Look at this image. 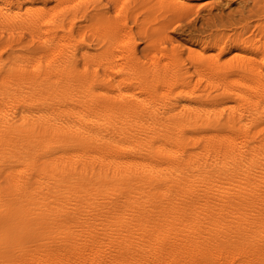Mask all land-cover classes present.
Listing matches in <instances>:
<instances>
[{
  "label": "bare ground",
  "instance_id": "bare-ground-1",
  "mask_svg": "<svg viewBox=\"0 0 264 264\" xmlns=\"http://www.w3.org/2000/svg\"><path fill=\"white\" fill-rule=\"evenodd\" d=\"M129 1L127 3H129ZM48 2H50V1L48 0ZM104 2H103V4H104ZM260 2H262V1L261 0H254V7H253L254 9L250 8V11L252 12L251 9H253L256 13L258 11L264 12V4L259 5ZM83 3H85V2H83ZM96 3H97V0H96ZM193 3L188 1V0H138V5H140L142 7L146 6V7L150 8L152 6V7L159 8L160 10L161 9L166 10L163 13L162 19H164L166 21L169 20V21H167L168 23L165 21L166 24L162 23L163 24L162 26L160 25L162 28H165V29L167 26L172 25L174 21L183 20L184 18H186L187 16L192 14L194 12L192 7L195 4V3L194 4ZM22 4L23 3H21V5ZM108 4H111V3H108ZM92 5H93V3H92ZM100 5H101V3H100ZM22 6H24V4ZM47 6L48 5H46V7ZM105 6H108V5L105 4ZM110 6H112V5H110ZM15 7H18V6H15ZM84 7H85V5H84ZM196 8H195V10H196ZM105 9H106V7H105ZM123 9H124L123 11H125V8H123ZM100 10H101V8H100ZM120 10L122 12V9H120ZM140 10H142V9H140ZM148 10H146V11H148ZM79 11H77V12H79ZM82 11H83V9H82ZM68 12H69V10H68ZM88 12H89V10H88ZM92 12H94V11L92 10ZM115 12H116V10H115ZM241 12H242V10H240V14H241ZM107 13H109V12H107ZM56 14H58V13L56 12ZM69 14L72 15V12ZM252 14H253V12H252ZM17 15H19V14H17ZM135 15H137V14H135ZM109 16H110V14H109ZM113 16H115V15H113ZM62 17H64V15ZM122 17L123 18L121 21V25H122L121 29L124 28V30H125V25L127 24L130 17L127 14L122 15ZM220 17H218V18H220ZM256 17L258 18V16H256ZM89 18H87V19H89ZM132 18H133V16H132ZM189 18H190V16H189ZM195 18H196V16H195ZM156 19H158V17ZM187 19H188V17H187ZM243 19L244 18H242V20ZM59 20L60 19H58L56 21H59ZM132 20H134V19H132ZM68 21H69V19H68ZM73 21H74V18H73ZM107 21H109V20H107ZM139 21L141 22V20H139ZM219 21H220V19H219ZM222 21H223V19H222ZM153 22H154V20H153ZM228 23H230V22H228ZM84 24H86V23H84ZM147 24L148 23H146V25ZM68 25H70V24H68ZM71 25H72V23H71ZM146 25H145V27H146ZM238 25L239 24H237V26ZM94 26L96 27V24ZM98 26H99V24H98ZM108 26H110V25H108ZM150 26H152V24ZM57 27L59 29L60 26H57ZM128 27H130V25ZM217 27H219V26H217ZM34 28H35V26H34ZM79 28H82V27H79ZM104 28H102V29H104ZM107 28H109V27L106 26V29ZM254 28H256V27L254 26L252 30H254ZM60 29H62V28H60ZM72 29L74 30L75 28H72ZM82 29H86V28H82ZM98 29H100V28H98ZM144 29L145 28H143V30ZM137 30H139V29H137ZM154 30L155 29H153V31H150V32L152 33V32H154ZM164 30H163V32H164ZM168 30H170V29H168ZM229 30H231V29H229ZM62 31H61V34H62ZM69 31L71 32V29H69L67 32H69ZM140 31H141V29H140ZM160 32H162V31H160ZM239 32H238V34H239ZM4 33H6V32H4ZM33 33H34V31H33ZM73 33H75V32H73ZM141 33L142 32H140L139 34H141ZM207 33H210V32L208 31ZM215 33H216V31H215ZM255 33H256V31H255ZM260 33H261V30H260ZM260 33L258 32L257 34L260 35ZM6 34H8V33H6ZM102 34H104V33H102ZM113 34H114V32H113ZM163 34H161V35H163ZM227 34H229V33H227ZM65 35H66V33H65ZM86 35H88V33ZM134 35H135V32H134ZM144 35H146V34H144ZM156 35L158 36V32H157V34H155V37H156ZM221 35H222V33H221ZM259 35L257 38H259ZM261 35H262V33H261ZM93 36L95 37V35H93ZM153 36H154V34H153ZM145 37H143V39ZM169 38H170V40H173L172 37H169ZM174 38H176V37H174ZM248 38L249 37L242 39L237 44L241 45V44H245V43L249 42ZM54 39L55 38L53 36L49 37V40H50L49 42H51V43L54 42V46H55V41H53ZM80 39H82V38L80 37ZM162 39H164V38H162ZM134 40H135V37H134ZM215 40H217V39H215ZM215 40H213V41H215ZM96 41H98V40H96ZM112 41H114L113 42L114 44L110 50L108 49L110 51L109 52L110 56H109V58L106 59L107 62H105L106 60H104L105 64H108L110 69H112V71H113L112 73H109V74H106L105 76H103L104 79H106L107 81L110 80L109 83L111 82V80L114 81L113 80L114 78L116 79L115 74H113V73L122 71L125 68V66L129 65L130 62H132L133 60H135V61L137 60L136 58L134 59V57H137V56H135V48L133 47L134 44L131 43L132 39H131V42H129V39L126 42L124 41V39H121V41L124 42V44H122V45H119L118 41H115V40H112ZM161 42H160V46H161ZM167 42L168 41L166 40V43ZM45 43H47V42H45ZM163 43H165V42L163 41ZM47 44H49V43H47ZM86 44H84V47ZM131 44H133L132 47L128 48L129 46H131ZM179 44L181 45L182 42ZM207 44H208V41H207ZM157 45H159V44H157ZM180 45H178V46H180ZM210 45H211V43H210ZM218 45H219V43H218ZM185 46H186V44H185ZM46 47H48V46L46 45ZM76 48H77V46H76ZM155 48L156 47H154L153 51L155 50ZM164 48H166V47H164ZM171 48H174V50H175L174 46ZM188 48L186 46V50ZM70 49H72V48H70ZM77 49H79V48H77ZM82 49H83V47H82ZM94 49H95V47H94ZM101 49H102V47H101ZM168 49H167V51H168ZM258 49H259V45L257 43H254L253 51L258 52ZM44 50H46V48ZM79 50H81V49H79ZM39 51L41 52V50H39ZM63 51H66V50H63ZM81 51H83V50H81ZM88 51L90 52V49H88ZM91 51H93V49ZM195 51H197V50H195ZM233 51H235V50H233ZM141 52H142V50H141ZM162 52H163V50H162ZM184 52H185V50H184ZM228 52H227V54H228ZM23 53H26V52H23ZM75 53H76V51H75ZM145 53L146 52H144V55H145ZM194 53H196V52H194ZM71 54H73V53H70V56H71ZM81 54H84V53L82 52ZM94 54H95V52H94ZM163 54H164V52H163ZM237 54H241V53L237 52ZM18 55H20V54H18ZM93 55H91V56H93ZM122 55H125V58H126V60L124 62H121L120 58H119V56H122ZM139 55H140V53H139ZM177 55H178V53H177ZM177 55H173L171 57V59L168 58V59H170V61H168L165 64V66L162 70L165 71V73L166 72L171 73V77H170V79H168V83H167L168 86H170V91H168V92L173 93L174 91H178L176 96H178V94L182 96V94H183L182 92H184V90H185L186 76L185 77L182 76L184 65L181 64V61L180 62L178 61ZM180 55H178V57ZM62 56L64 58V55H62ZM96 56L97 55H95V57ZM186 56H188V55L186 54ZM193 56H191V57L193 58ZM79 57H81V56H79ZM247 57H250V56H248V54H247ZM60 58H62V57L60 56ZM73 58H76V57H73ZM94 58H93V60L95 61V63L99 62V61L95 60L97 58H95V59ZM146 58H148V57H146ZM153 58L155 59V57H153ZM158 58L159 57H157V59ZM232 58H234L233 63L231 62V63H226V64L222 65L220 62L221 61L220 60V53H218V52H217V54H213V53L207 54V53H202V52L198 53V57H197L198 60H196L194 62H198V61L201 62L202 61V63H203V61L205 60V61H207V63H204L201 67L197 64L199 67H195V71L199 75H206L207 74L209 76H212L215 78V80L217 77H220L221 80L223 82H226L227 84H228L227 81L230 77H234V79H232L234 81L247 82V83H245L247 89L244 87L245 85L242 84L243 87L245 88V90L241 91L242 92L241 95H243V97H244V95L247 94V96L245 95L247 102L249 100L251 102H253L255 104L254 106H256L257 109L259 107L263 106V112H264V83H263L264 81H262V78H264V56L261 59H255V58H252V55H251L250 58H247V59L243 58L241 60H238L237 62H235V57H232ZM7 59L8 58H6V61H7ZM77 59H82V58H77ZM149 59H150V57H149ZM227 59H226V61H227ZM102 60H103V58H102ZM102 60H100L101 61L100 63L103 62ZM16 61L18 62V60H16ZM41 62H44V61H41ZM48 62H50L49 59H48ZM83 62H85V60ZM138 62H139V60H138ZM139 63L141 64V61ZM153 63H155V62H153ZM161 63H162V61H161ZM222 63H225V62H222ZM0 64H2V63H0ZM59 64H61V63H59ZM131 65L132 64H130V66ZM141 65H139V67ZM143 65H145V64L143 63ZM7 66H9V65H7ZM28 66H29V64H28ZM86 66H88V68H89L90 65H86ZM151 66L152 65H150L149 68ZM189 66H192V65H189ZM54 67H56V66H54ZM156 67H157V65H156ZM94 68H96V67H94ZM128 68H129V66H128ZM128 68H127V70H129ZM82 69H83V63H82ZM102 69H103V67H102ZM102 69H101V71H104V69L103 70ZM73 70H75V69H73ZM144 70H146V68ZM184 70L187 71L188 69H184ZM67 71L68 70H66L65 72H67ZM147 71H148V69H147ZM147 71H145V72H147ZM45 72H46V70H45ZM45 72L43 71L44 74H45ZM47 72H48V70H47ZM69 72L70 71H68V73ZM73 72L74 71H72V73ZM80 72H79V75H80ZM106 73H108V72H106ZM170 73H169V75H170ZM245 73L256 75L258 77H255V79H247L245 81L241 80L242 79L241 77H243V75ZM47 74L48 73H46V76H47ZM92 74H94V73H92ZM187 74H185V75H187ZM191 74H192V72H191ZM53 75H55V74H53ZM73 75H75V74L73 73ZM125 75H127V74H125ZM162 75H164V74H162ZM162 75H161L160 79H162ZM48 76H50V75L48 74ZM92 76H94V75H92ZM150 76H151V74H150ZM245 76H246V74H245ZM74 77H76V76H74ZM79 77H76V78H79ZM97 77H99V76H96V78ZM139 77H141L140 74H139ZM14 78H13V80H14ZM43 78H45V77L43 76ZM43 78L40 77L39 80H42ZM52 78H53V76H52ZM52 78L50 80H53ZM56 78H57V76H56ZM66 78H67V75H66ZM86 78H87V76L85 77V79ZM100 78H102V77L100 76ZM151 78L152 77H150V80H151ZM166 78H169V76H166ZM243 78H245V77H243ZM31 79H33V78H31ZM62 79H60V80H62ZM68 79L71 80V78H68ZM73 79H75V78H73ZM87 79L91 81V79H89V78H87ZM118 79H120V78H118ZM152 79H154V77ZM39 80H37V81L41 82ZM77 80L79 82L80 79H77ZM106 80L104 81L102 78L101 81L106 82ZM156 80H157V78H156ZM196 80H198V78ZM28 81H29V79H28ZM55 81H57V79ZM58 81H59V78H58ZM97 81H98V79H97ZM161 81L163 82V86H165L166 84L164 85V80H161ZM8 82H9L8 76H4L2 79L0 77V86L5 85ZM82 82H83L82 84L85 83L84 81H82ZM86 82H88V81H86ZM144 82H145L144 83L145 86H148V87L144 86L145 87L144 91H146V92L148 91V93L151 95V97H150V95H146V92L141 90L142 88H140L141 91H138V86L135 84L132 86L131 84H129L128 81H126V83H127L126 86L123 85L122 80H118L116 82H113V84H112L113 88L111 87L112 89L109 88V90H106V91L105 90H101V91L93 90L94 87H96L100 84V83H98V84L93 83L87 87L86 92L83 91L85 93H82V92L80 93V94H82V99L80 100V103H77L81 106V108L79 110H76L77 105H74L76 102H78L77 100L79 99L78 95H76L74 97H70L68 99L58 101V102L64 103V105L67 107L65 109L61 108L62 110L60 113L55 114L56 113L55 110L54 111H49V110L46 111L45 110L46 112L43 111L38 116H33L31 114L30 110H27L26 108L23 109L24 107L21 108V106H24L26 104H30V102H28V100H26V99L23 100L22 98H21L22 99L21 100L18 97V95H16V94L11 93V92L10 93H7V92L4 93V91H3L5 96H7V97H5L4 94L0 91L1 94H3V96H4V98H1L2 96L0 95L1 96L0 97V124H1L0 125V166L1 165H5V166L7 165L8 168L5 167L6 170H11V168L14 170L13 174L11 173L9 178L7 176L2 178L3 181L8 179L10 184H12V188H13L12 192H7V190L4 189L6 187L2 188L4 190H3V193L1 196L2 205H0V208H1L0 209V224H1V227L4 228L9 233V235H7L8 237H7V241H6L8 244V255L6 256V261H4L5 264H224V263L232 264L235 262L237 257H238V259L242 258V257H243V259L246 258L245 260H248L249 258L252 257V256L249 257L251 252L249 253V251L246 249V247L248 246L249 236L244 235L242 233L231 235L230 233H227V232H230L232 230L231 232L233 234V232H234L233 230H235V229L241 230V229H246V228H248V229L254 228L255 229L256 227H259V226L264 227V136L261 137V135H260L261 132H256L254 134H251L250 131L248 130L249 128L247 127L248 123L249 122L251 123V120L254 119L253 116H255V115L252 116L253 119L248 118V120L247 119L245 120V118H243V116H242L243 114L240 115L239 113H238V116H236L237 115V113H236V115H234V116L232 115V116L228 117L229 122L233 121V122L238 123L240 125V129H241L240 131L218 132L220 129L218 131H214L211 128L213 130V132L210 130L211 133L209 132L208 134H206L203 131L202 135L194 136L192 134H195V132L192 129H194L197 125H199V128H200V126L201 127L206 126L209 123H203L202 122L199 124L198 119L195 118V116H192L193 114L192 115L188 114L187 116H185L184 110H188V108H190L191 101H188V99H186V100L185 99H181V100L177 99L174 102H170L171 103L170 104L168 100H169L171 95L169 96L168 93H167L168 95H164L165 93L163 94V97L165 99H163V98L157 99V98H155V94H154V96L152 94H153V91L158 88V85L152 83L153 81H151V83H150L149 80L144 81ZM154 82H155V80H154ZM162 82H161V84H162ZM203 82H205V81H203ZM27 83H24V84H27ZM79 83H81V82H79ZM31 84H32V82H31ZM10 85H12V84H9V86ZM16 85H18V84L16 83ZM47 85H48V83H47ZM86 85H88V83H86ZM140 85H142V84H140ZM208 85H211V84H208ZM242 85H240V86H242ZM32 86H31V88L33 89ZM45 86H46V84H45ZM79 86L81 89L82 88L81 85H79ZM84 86H85V84H84ZM222 86H223V84H222ZM36 87H37V85H36ZM61 87H63V86H61ZM99 87H100V85L98 86V88ZM192 87H193V85H192ZM217 87H219V86H217ZM228 87H226V88H228ZM209 88H210V86H209ZM216 88H215V91H216ZM222 88H221V90H217V91H222ZM226 88L225 89L223 88V89L226 91L227 90ZM251 88L253 89V92L249 91V90H252ZM51 89H53V88H51ZM57 89H59V88H57ZM80 89L77 88V90H80ZM150 89L153 91H151ZM23 90L21 91L22 93H23ZM35 90H37V89H35ZM42 90H43V88H42ZM42 90H40V91L42 92ZM92 90L94 92L97 91L98 93H102L101 95H103V97H101V98L95 97L94 95H92ZM234 90H236V89H234ZM202 91H203V89H202ZM38 92L39 91H37V94H38ZM157 92H159V90ZM190 92H191V90H190ZM207 92H209V90ZM56 93H57V91H56ZM161 93H158L156 95H158V97H159V95ZM213 93H211V94H213ZM217 93H220V92H217ZM37 94H36V96H38ZM72 94L73 93H71V95ZM186 94H187V92H186ZM205 94H207V93L205 92ZM64 95H63V97H64ZM193 96L197 97V95H193ZM26 97H27V95H26ZM51 97H53V96H51ZM51 97H49V98H51ZM153 97H154V99H153ZM194 97H192V98H194ZM233 97H235V95ZM247 97H248V99H247ZM23 98H24V96H23ZM57 98L59 99V97H57ZM183 98H185V97H183ZM187 98H188V96H187ZM202 98H204V97H202ZM230 98H232V96ZM235 98H237V96ZM249 98H251V99H249ZM161 99H163V100H161ZM198 99H200V98H198ZM243 100H244V98H243ZM246 100H244V101H246ZM166 101H168V102H166ZM198 101H200V100H198ZM206 101H207V99H206ZM208 101H210V100H208ZM211 101H212V98H211ZM217 101H220V100H217ZM224 101H226V100L224 99ZM232 101H233V99H231L230 103ZM244 101H242V102H244ZM175 102L177 104L181 105L180 110H178L179 108L177 107L178 108L177 112L175 109H174L175 111L173 110V106H172V104L176 105ZM201 102H202V99H201ZM36 104H38V103H36ZM226 104H228V103H226ZM246 104L249 107L250 104H248V103H246ZM244 105H245V103H244ZM46 106H47V104H46ZM65 106H63V107H65ZM201 106H203V105H201ZM210 106L211 105H209V107ZM212 106H216V105L213 104ZM147 107H149L150 109L148 110V112L145 113L144 111ZM203 107L205 108V106H203ZM204 108L201 107L200 110L202 111V109H204ZM229 108H231V107H229ZM232 108H234V107H232ZM243 108L245 110H249L248 108L246 109V106ZM254 108L255 107H253V111L255 110ZM34 109H36V108H34ZM193 109L195 110V108H193ZM196 109H197V107H196ZM207 109L203 111L205 115L207 114V112L205 113V111H208ZM209 109L211 110L213 108H209ZM217 109H215V110L213 109L215 112L214 111H212V112L215 114ZM223 109L221 110V112L223 111ZM190 110H188V111H190ZM137 112L141 114V116L138 119L134 118V115ZM217 112H219V111H217ZM249 112H250V110H249ZM254 112H255L254 114H256V111H254ZM64 113H66V114L67 113H76L77 115H79V119L74 120L69 115L65 116L66 114L64 115ZM148 113H149V115L151 114V116H149ZM258 113H260V112H258ZM140 114H137V115H140ZM244 114H246V113H244ZM137 115H135V116H137ZM215 115H217V114H215ZM197 116H199V115H197ZM206 117H210V115L205 116V118ZM211 117H212V115H211ZM249 117H251V116H249ZM77 118H78V116H77ZM217 118H216V120H217ZM225 118H227V117L225 116L224 119ZM135 119H137V121H134ZM202 121H204V120H202ZM207 121H210V120H207ZM207 121H205V122H207ZM254 121H255V119H254ZM199 122H201V120H199ZM215 125H216V123H215ZM197 127L195 129H197ZM257 128H259V127H257ZM261 128H259V129H261ZM152 129H157V131L159 130V132H160V133L157 132L158 137L154 140L151 138L152 137L151 133L153 132ZM256 129H255V131H256ZM250 130H251V128H250ZM190 131L191 132L193 131L192 134L190 133ZM198 131L200 132V130H198ZM206 132H208V131H206ZM263 135H264V133H263ZM51 151H53V152H51ZM46 155H48L47 159L44 160L46 163V168H44L45 171L44 172L42 171V173H43L42 174L40 172V169L38 168V163L41 159L45 158ZM41 165H42V163H41ZM2 169H3V167H2ZM5 172L6 171H4L3 174ZM8 173H10V172L8 171ZM50 179L52 181H50ZM6 184L9 185L8 183H6ZM189 220H191V227L192 228L197 227V226H202V228L204 227V228H207L210 230H214L212 232L213 233L215 232L214 233L215 235H213V234L212 235H202V236L198 235L196 237L195 236H185L183 238L170 237L167 239H163L164 237H160L162 239H158V241H156V242H158V245H155V247L150 248L148 253H146V254L143 252L144 254H142V255L139 253H134V252L127 253L125 251H122L119 247H117L120 245H116V248H119L116 251L112 249V246H113L112 243L115 240H117L114 237L115 231L117 233L119 231H121L122 229H134V231H135V229H137V228L141 229V231H148L149 229H161L163 231H168V227L170 224H177L178 226H176V227H180V225H182L185 221H189ZM261 231L262 230H260V232ZM196 232H198V231H196ZM212 232H210V233H212ZM251 233H253V232H251ZM133 235H135V234H133ZM137 236H138V234H137ZM118 238H120V237H118ZM131 238H130V243L132 241ZM127 240H128L127 242L129 243V239H127ZM257 241H259V240H257ZM121 242H123V238H122V241H119L117 243H121ZM134 242H135V240H134ZM126 243H124V244H126ZM131 245L132 244H130V246ZM160 245H162L163 247H160ZM237 246H239V247L236 249ZM234 247L237 250V252L234 251ZM161 249H163V250H161ZM253 249L255 250L256 248H253ZM136 252H138V251H136ZM257 253L260 254L259 252H257ZM240 260H242V259H240ZM247 262H249V261H247ZM247 262H244V264H247ZM250 262L254 263L255 261L254 262L250 261ZM236 263H237V260H236ZM240 264H242V263H240ZM259 264H262V263H259Z\"/></svg>",
  "mask_w": 264,
  "mask_h": 264
},
{
  "label": "rangeland",
  "instance_id": "rangeland-1",
  "mask_svg": "<svg viewBox=\"0 0 264 264\" xmlns=\"http://www.w3.org/2000/svg\"><path fill=\"white\" fill-rule=\"evenodd\" d=\"M0 77L1 79L4 77V76H8L9 78V82L5 85H1L0 86V91L3 93L7 92V93H14L16 95H18V97L21 99H26L28 100V102H30V104H26L24 106H21V108L23 109H27V110H30L31 114L33 116H38L41 114V112H46V111H54L55 110V114L57 113H60L62 109H65L67 108L64 103L62 102H58V101H62L64 99H68L70 97H74L76 95H78V102H76L74 105H77V108L76 110H79L81 108V106L77 103H80V100L82 99V94H80L81 92L82 93H85L86 92V89L88 86H90L91 84L93 83H100V87L98 88V86L94 87L93 90H97V91H101V90H109L112 89V84L113 82H116L118 80H122V83L124 86H126V81L129 82V84H131L132 86L135 84L138 86V91H144L145 87H148V86H145V82L144 81H147L149 80L150 83L151 81H153L152 83L154 84H157L158 85V88L156 90H151L153 91V96L155 94V98H163V94L164 95H168L170 96L169 98V103L170 102H174L175 100L177 99H188V101H191V104H190V108H188V110H184L185 112V116H187L188 114H193L192 116H195V118L198 119V123H209L208 125L206 126H200L199 128V125H197V129H192L194 130L195 134H192V132L190 131V133L194 136H198V135H202L203 134V131L204 133L208 134L209 132L211 133V131L213 132L214 131H219L218 132H228V131H240V125L238 123H235L233 121H230L229 122V118L230 116H238V113L240 115L243 116V118H245V120L248 118H252L254 117L253 120H251V123L249 122L248 123V130L250 131L251 134H254L256 132H261V137L264 136L263 133H264V112H263V106L259 107L258 110L256 106H254L255 104L253 102H251L250 100L247 102L246 100V97L245 95L247 96V94L244 95H241V91L245 90L246 88V85L245 83L247 82H238V81H234L232 79H234V77H230L228 79V84L226 82H223L221 80L220 77H217L216 80L214 77L212 76H209V75H199L197 74V72L195 71V67H201L204 63H207V61H198V62H194L197 59L198 57V53H207V54H217L220 53V62L221 64H226V63H233L234 62V58L232 57H235V62H237L238 60H241V59H247V58H250L251 55H252V58H255V59H261L263 56H264V12L263 11H258L257 13L253 10L254 8V0H188L190 2H194L193 4V10L194 12L192 14H190V18L189 16L188 19L187 17L184 18L183 20H180V21H172L173 24L170 25V26H167L166 29L165 28H162L161 26L163 25L162 23L166 24L164 19H162V16H163V13L164 11L166 10H160L159 8H156V7H146V6H140L138 5V0H97V3H96V0H49L50 2H48V0H0ZM3 1V2H2ZM33 1V2H32ZM46 1V2H45ZM82 1V2H81ZM105 1V2H104ZM129 1V3H127ZM262 2L259 3V5L261 4H264V0H261ZM67 2V3H66ZM79 2V3H78ZM81 2V3H80ZM85 2V3H83ZM93 5H92V3ZM104 2V4H103ZM115 2V3H114ZM133 2V3H132ZM135 2V3H134ZM8 3V4H7ZM21 3L24 4V6L21 5ZM27 3V4H26ZM38 3V4H37ZM70 3V4H69ZM101 3V5H100ZM108 3H111V4H108ZM197 3V4H196ZM3 4V5H2ZM10 4V5H9ZM58 4V5H57ZM61 4V5H60ZM69 4V5H68ZM108 5V6H105ZM2 5V6H1ZM46 5H48L46 7ZM60 5V6H59ZM81 5V6H80ZM85 5V7H84ZM87 5V6H86ZM91 7H90V6ZM97 5V6H96ZM112 5V6H110ZM120 5V6H119ZM198 5V6H197ZM5 6V7H4ZM15 6H18V7H15ZM44 6V7H43ZM59 6V7H58ZM66 6V7H65ZM110 6V7H109ZM128 6V7H127ZM195 6V7H194ZM27 7V8H26ZM55 7V8H54ZM64 7V8H63ZM75 7V8H74ZM82 7V8H81ZM88 7V8H87ZM93 7V8H92ZM95 7V8H94ZM106 7V9H105ZM116 7V8H115ZM122 7V8H121ZM198 9H197V8ZM7 8V9H6ZM12 8V9H11ZM18 8V9H17ZM54 8V9H53ZM68 8V9H67ZM101 8V10H100ZM110 8V9H109ZM125 8V11H123ZM196 8V10H195ZM250 8H253L251 9L252 12L250 11ZM21 11H20V10ZM57 9V10H56ZM61 9V10H60ZM83 9V11H82ZM105 9V10H104ZM112 9V10H111ZM116 12H115V10ZM122 9V12L121 10ZM127 9V10H126ZM142 9V10H140ZM149 9V10H148ZM244 9V10H243ZM23 10V11H22ZM32 10V11H31ZM69 10V12H68ZM80 10V11H79ZM87 10V11H86ZM89 10V12H88ZM92 10L94 12H92ZM148 10V11H146ZM199 10V11H198ZM240 10H242L241 14H240ZM54 11V12H53ZM74 11V12H73ZM79 11V12H77ZM85 11V12H84ZM91 11V12H90ZM112 11V12H111ZM136 11V12H135ZM248 11V12H247ZM56 12L58 14H56ZM60 12V13H59ZM72 12V15L69 14ZM77 12V13H76ZM96 12V13H95ZM106 14H105V13ZM109 12V13H107ZM118 12V13H117ZM120 12V13H119ZM127 14L130 18L127 22V24L125 25V30L124 28L121 29V21H122V15H125ZM161 12V13H160ZM201 12V13H200ZM232 12V13H231ZM49 13V14H48ZM90 13V14H89ZM112 13V14H111ZM123 13V14H122ZM195 13V14H194ZM199 13V14H198ZM256 13V14H255ZM19 14V15H17ZM77 14V15H76ZM81 14V15H80ZM85 14V15H84ZM108 14V15H107ZM110 14V16H109ZM122 14V15H121ZM137 14V15H135ZM232 14V15H231ZM252 14V15H251ZM255 14V15H254ZM58 15V16H57ZM64 15V17H62ZM71 15V16H70ZM75 15V16H74ZM115 15V16H113ZM150 15V16H149ZM224 15V16H223ZM14 16V17H13ZM73 16V17H72ZM107 16V17H106ZM133 16V18H132ZM194 18H193V17ZM196 16V18H195ZM198 16V17H197ZM221 16V17H220ZM250 16V17H249ZM252 16V17H251ZM255 16V17H254ZM258 16V18L256 17ZM9 17V18H8ZM19 17V18H18ZM47 17V18H46ZM60 17V18H59ZM67 17V18H66ZM83 17V18H82ZM90 17V18H89ZM105 17V18H104ZM109 17V18H108ZM112 17V18H111ZM140 17V18H139ZM146 17V18H145ZM158 17V19H156ZM208 17V18H207ZM220 17V18H218ZM225 17V18H224ZM233 17V18H232ZM235 17V18H234ZM244 18L242 20V18ZM31 18V19H30ZM73 18H74V21H73ZM89 18V19H87ZM104 18V19H103ZM213 18V19H212ZM216 18V19H215ZM239 20H238V19ZM246 18V19H245ZM60 19L59 21H56ZM69 19V21H68ZM76 19V20H75ZM79 19V20H78ZM82 19V20H81ZM111 19V20H110ZM116 19V20H115ZM120 19V20H119ZM134 19V20H132ZM151 19V20H150ZM156 19V20H155ZM196 19V20H195ZM210 19V20H209ZM220 19V21H219ZM223 19V21H222ZM16 20V21H15ZM24 20V21H23ZM46 20V21H45ZM63 20V21H62ZM71 20V21H70ZM78 20V21H77ZM109 20V21H107ZM141 20V22L139 21ZM154 20V22H153ZM227 22H226V21ZM236 20V21H235ZM20 21V22H19ZM24 23H23V22ZM31 21V22H30ZM37 21V22H36ZM68 21V22H67ZM73 21V22H72ZM138 21V22H137ZM151 21V22H150ZM169 21V20H167ZM166 21V22H167ZM189 21V22H188ZM2 22V23H1ZM43 22V23H42ZM108 22V23H107ZM112 22V23H111ZM119 22V23H118ZM180 22V23H179ZM220 22V23H219ZM230 22V23H228ZM239 22V23H238ZM261 22V23H260ZM48 23V24H47ZM72 23V25H71ZM86 23V24H84ZM146 23H148L146 25ZM161 23V24H160ZM168 23V22H167ZM193 23V24H192ZM215 23V24H214ZM51 26H50V25ZM70 24V25H68ZM88 24V25H87ZM96 24V27L94 26ZM99 24V26H98ZM101 24V25H100ZM105 24V25H104ZM107 24V25H106ZM133 24V25H132ZM152 24V26H150ZM157 24V25H156ZM176 24V25H175ZM219 24V25H218ZM235 26H234V25ZM237 24H239L237 26ZM24 25V26H23ZM76 25V26H75ZM90 25V26H89ZM110 25V26H108ZM130 25V27H128ZM146 25V27H145ZM155 25V26H154ZM161 25V26H160ZM181 25V26H180ZM225 25V26H224ZM227 25V26H226ZM230 25V26H229ZM261 25V26H260ZM35 26V28H34ZM47 26V27H46ZM57 26H60L59 29ZM62 26V27H61ZM68 28H67V27ZM73 26V27H72ZM75 26V27H74ZM98 26V27H97ZM102 26V27H101ZM106 26L109 27L106 29ZM144 26V27H143ZM172 26V27H171ZM213 26V27H212ZM219 26V27H217ZM222 26V27H221ZM245 26V27H244ZM256 27L253 29V27ZM39 27V28H38ZM57 27V28H56ZM79 27H82V28H86V29H82V28H79ZM105 27V28H104ZM128 29H127V28ZM145 28L143 30V28ZM216 27V28H215ZM221 27V28H220ZM248 27V28H247ZM49 28V29H48ZM51 28V29H50ZM62 28V29H60ZM72 28H75L74 30ZM92 28V29H91ZM100 28V29H98ZM104 28V29H102ZM158 28V29H157ZM160 28V29H159ZM172 28V29H171ZM262 28V29H261ZM69 29H71V32H67ZM133 29V30H132ZM136 29V30H135ZM139 29V30H137ZM141 29V31H140ZM150 29V30H149ZM154 32H150V31H153ZM165 29V30H164ZM170 29V30H168ZM207 29V30H206ZM217 29V30H216ZM231 29V30H229ZM237 29V30H236ZM251 29V30H250ZM258 29V30H257ZM44 30V31H43ZM63 30V31H62ZM66 32H65V31ZM91 30V31H90ZM106 30V31H105ZM108 30V31H107ZM110 30V31H109ZM127 30V31H126ZM164 30V32H163ZM167 30V31H166ZM222 30V31H221ZM225 30V31H224ZM235 30V31H234ZM260 30H261V33H260ZM20 31V32H19ZM31 31V32H30ZM34 31V33H33ZM61 31H62V34H61ZM80 31V32H79ZM117 31V32H116ZM130 31V32H129ZM133 31V32H132ZM162 31V32H160ZM206 31V32H205ZM210 32V33H207V32ZM216 31V33H215ZM240 31V32H239ZM242 31V32H241ZM252 31V32H251ZM256 31V33H255ZM8 34H6V33ZM23 32V33H22ZM28 32V33H27ZM52 34H51V33ZM75 32V33H73ZM107 32V33H106ZM114 32V34H113ZM122 32V33H121ZM134 32H135V36L134 35ZM140 32H142L141 34H139ZM144 32V33H143ZM149 34H148V33ZM158 32V36L156 35L155 37V34H157ZM166 32V33H165ZM171 32V33H170ZM214 32V33H213ZM233 32V33H232ZM239 32V34H238ZM250 32V33H249ZM260 33L257 34V33ZM21 33V34H20ZM66 33V35H65ZM69 33V34H68ZM81 35H80V34ZM83 33V34H82ZM88 33V35H86ZM104 33V34H102ZM138 33V34H137ZM163 35H161V34ZM222 33V35H221ZM225 33V34H224ZM229 33V34H227ZM28 34V35H27ZM54 34V35H53ZM59 34V35H58ZM73 36H72V35ZM122 34V35H121ZM126 34V35H125ZM146 34V35H144ZM154 34V36H153ZM166 34V35H165ZM238 34V35H237ZM56 35V36H55ZM58 35V36H57ZM90 35V36H89ZM95 35V37L93 36ZM105 35V36H104ZM117 35V36H116ZM129 35V36H128ZM133 35V36H132ZM144 35V36H143ZM151 35V36H150ZM162 37H161V36ZM170 35V36H169ZM174 35V36H173ZM214 35V36H213ZM219 35V36H218ZM226 35V36H225ZM233 35V36H232ZM236 35V36H235ZM241 35V36H240ZM259 35V38H257ZM53 36L55 39L53 41H55V46H54V42L51 43L49 42V37ZM72 36V37H71ZM99 36V37H98ZM123 36V37H122ZM146 36V37H145ZM160 36V37H159ZM224 36V37H223ZM252 36V37H251ZM39 37V38H38ZM68 37V38H67ZM71 37V38H70ZM80 37L82 39H80ZM103 37V38H102ZM118 37V38H117ZM134 37H135V40H134ZM143 37H145L143 39ZM150 37V38H149ZM154 37V38H153ZM169 37H172L173 40H170ZM176 37V38H174ZM210 37V38H209ZM212 37V38H211ZM214 37V38H213ZM219 37V38H218ZM224 39H223V38ZM249 37V42L245 43V44H241V45H238L237 43L240 42L242 39L244 38H247ZM34 38V39H33ZM57 38V39H56ZM112 38V39H111ZM129 39V42H131V39H132V42L134 44V48H135V56L137 57H134V59L136 58L137 62L135 60H133L132 62L129 63V65L125 66V68L120 71V72H115L113 74H115V77L116 79L114 78L111 82L109 83L110 80H106L104 79L103 76H105L106 74H109V73H112V69H110V67L108 66V64H105V62H107V58H109L110 56V49L112 48L113 46V42L112 40H115V41H118V44L119 45H122L124 44V42L121 41V39H124V41L126 42L128 39ZM164 38V39H162ZM206 40H205V39ZM253 38V39H252ZM68 39V40H67ZM111 39V40H110ZM117 39V40H116ZM154 39V40H153ZM177 39V40H176ZM217 39V40H215ZM220 41H219V40ZM3 40V41H2ZM13 40V41H12ZM72 40V41H71ZM89 40V41H88ZM94 40V41H93ZM98 40V41H96ZM140 40V41H139ZM142 40V41H141ZM147 42H146V41ZM160 40V41H159ZM165 43H163V41ZM166 40L168 41L166 43ZM205 40V41H204ZM211 40V41H210ZM215 40V41H213ZM5 41V42H4ZM44 43H43V42ZM100 41V42H99ZM121 43H120V42ZM162 41V42H161ZM182 42V44L180 45L179 43ZM203 41V42H202ZM207 41H208V44H207ZM223 41V42H222ZM233 43H232V42ZM49 44H47V43ZM143 42V43H142ZM159 42V43H158ZM160 42H161V46H160ZM222 42V43H221ZM230 42V43H229ZM11 43V44H10ZM51 43V44H50ZM72 43V44H71ZM87 43V44H86ZM149 43V44H148ZM159 45H157V44ZM177 43V44H176ZM204 43V44H203ZM211 43V45H210ZM217 43V44H216ZM219 43V45H218ZM254 43H257L259 45V49H258V52H254L253 51V45ZM261 43V44H260ZM70 44V45H69ZM78 44V45H77ZM84 44L85 47H84ZM105 44V45H104ZM129 46L128 48L132 47V45ZM163 44V45H162ZM184 44V45H183ZM187 46V50H186V46ZM202 44V45H201ZM40 45V46H39ZM46 45L48 47H46ZM63 45V46H62ZM66 45V46H65ZM68 45V46H67ZM72 45V46H71ZM83 45V46H82ZM139 45V46H138ZM156 45V46H155ZM169 45V46H168ZM180 45V46H178ZM44 46V47H43ZM70 46V47H69ZM79 48L77 49L76 48ZM81 48H80V47ZM89 46V47H88ZM92 46V47H91ZM98 46V47H97ZM155 50L153 51L154 47ZM175 47V50L174 48H171V47ZM184 46V47H183ZM10 47V48H9ZM83 47V49H82ZM87 47V48H86ZM95 47V49H94ZM102 47V49H101ZM110 47V48H109ZM145 49H144V48ZM166 47V48H164ZM183 47V48H182ZM194 49H193V48ZM206 47V48H205ZM221 47V48H220ZM46 48V50L44 49ZM56 48V49H55ZM72 48V49H70ZM75 48V49H74ZM99 48V49H98ZM171 48V49H170ZM203 48V49H202ZM74 49V50H73ZM77 49V50H76ZM88 49H90V52L88 51ZM93 49V51H91ZM98 49V50H97ZM107 49V50H106ZM109 49V50H108ZM41 50V52L39 51ZM44 50V51H43ZM63 50H66V51H63ZM68 50V51H67ZM71 50V51H70ZM96 50V51H95ZM142 50V52H141ZM152 50V51H151ZM164 54H163V52ZM183 50V51H182ZM185 50V52H184ZM192 50V51H191ZM197 50V51H195ZM230 50V51H229ZM235 50V51H233ZM62 51V52H61ZM76 51V53H75ZM105 51V52H104ZM191 51V52H190ZM199 51V52H198ZM226 51V52H225ZM229 51V52H228ZM14 52V53H13ZM19 52V53H18ZM23 52H26V53H23ZM51 52V53H50ZM84 53V54H81V53ZM95 52V54H94ZM108 52V53H107ZM144 52L145 55H144ZM150 54H149V53ZM158 52V53H157ZM160 52V53H159ZM176 52V53H175ZM184 52V53H183ZM187 52V53H186ZM196 52V53H194ZM210 52V53H209ZM225 52V53H224ZM228 52V54H227ZM237 52L241 53V54H237ZM13 53V54H12ZM43 53V54H42ZM47 53V54H46ZM63 53V54H62ZM70 53H73L71 54L70 56ZM97 53V54H96ZM100 53V54H99ZM105 53V54H104ZM140 53V55H139ZM143 53V54H142ZM155 53V54H154ZM166 53V54H165ZM175 53V54H174ZM180 55L178 57V55ZM180 53V54H179ZM183 53V54H182ZM188 56H186V54ZM194 53V54H193ZM235 53V54H234ZM243 53V54H242ZM20 54V55H18ZM22 54V55H21ZM24 54V55H23ZM37 54V55H36ZM68 54V55H67ZM75 54V55H74ZM94 54V55H93ZM137 54V55H136ZM247 54L248 56L250 57H247ZM250 54V55H249ZM13 55V56H12ZM47 55V56H46ZM64 55V58L63 56ZM93 55V56H91ZM95 55H97L95 57ZM103 55V56H102ZM149 55V56H148ZM151 55V56H150ZM154 55V56H153ZM158 55V56H157ZM160 55V56H159ZM173 55H177V58H178V61L180 62L181 61V64L184 65V69H188L187 71L183 69V74L182 76L185 77L186 76V80H185V90L184 92H182V96L185 97L183 98L181 95L178 94V91H174L173 93H169L168 91H170V86H168V79H170L171 77V73L170 72H166L163 71L162 69L164 68L165 64L170 61L171 57ZM194 55V56H193ZM257 57H255V56ZM7 61H6V58ZM19 56V57H18ZM29 56V57H28ZM60 56L62 58H60ZM70 56V57H69ZM76 57V58H73V57ZM81 56V57H79ZM139 56V57H138ZM144 56V57H143ZM164 56V57H163ZM166 56V57H165ZM170 56V57H169ZM190 56V57H189ZM193 56V58L191 57ZM241 56V57H240ZM244 56V57H243ZM69 57V58H68ZM72 57V58H71ZM97 59H95V58ZM101 59H100V58ZM148 57V58H146ZM150 57V59H149ZM155 57V59L153 58ZM157 57H159L157 59ZM185 59H184V58ZM223 57V58H222ZM239 57V58H238ZM259 57V58H258ZM13 58V59H12ZM38 58V59H37ZM50 62H48V59ZM52 58V59H51ZM77 58H82V59H77ZM93 58L99 62L95 63V61L93 60ZM103 58V60H102ZM120 58V61L121 62H124L126 60L125 58V55H122V56H119ZM140 58V59H139ZM170 58V59H168ZM189 58V59H188ZM228 58V59H227ZM20 59V60H19ZM23 59V60H22ZM41 59V60H40ZM58 59V60H57ZM61 59V60H60ZM65 61H64V60ZM67 59V60H66ZM71 59V60H70ZM74 59V60H73ZM77 59V60H76ZM150 61H149V60ZM154 59V60H153ZM158 61H157V60ZM160 59V60H159ZM188 59V60H187ZM225 59V60H224ZM227 59V61H226ZM3 60V61H2ZM18 60V62L16 61ZM37 60V61H36ZM85 60V62H83ZM93 60V61H92ZM102 60L103 62L100 63ZM104 60H106L104 62ZM141 61V64L138 62ZM185 60V61H184ZM229 60V61H228ZM231 60V61H230ZM41 61H44V62H41ZM87 61V62H86ZM91 61V62H90ZM162 61V63H161ZM184 61V62H183ZM188 61V62H187ZM6 62V63H5ZM24 62V63H23ZM31 62V63H30ZM134 62V63H133ZM150 66L152 65L150 68L149 66L146 64V63ZM155 62V63H153ZM190 62V63H189ZM192 62V63H191ZM222 62H225V63H222ZM8 63V64H7ZM13 63V64H12ZM46 63V64H45ZM48 63V64H47ZM61 63V64H58ZM67 63V64H66ZM69 63V64H68ZM82 63H83V69H82ZM86 63V64H85ZM89 63V64H88ZM100 63V64H99ZM138 63V64H137ZM143 63L145 65H143ZM195 63V64H194ZM202 63V64H201ZM29 64V66H28ZM38 64V65H37ZM57 64V65H56ZM79 64V65H78ZM81 64V65H80ZM130 64H132L130 66ZM163 64V65H162ZM199 66H198V65ZM2 65V66H1ZM9 65V66H7ZM68 65V66H67ZM86 65H90L89 68L88 66ZM134 65V66H133ZM137 65V66H136ZM139 65H141L139 67ZM148 67H147V66ZM157 65V67H156ZM162 65V66H161ZM189 65H192V66H189ZM194 65V66H193ZM39 68H38V67ZM43 66V67H42ZM56 66V67H54ZM78 66V67H77ZM93 66V67H92ZM108 66V67H107ZM129 66V68H128ZM146 70H144L145 68ZM160 66V67H159ZM31 69H30V68ZM48 67V68H47ZM67 67V68H66ZM75 67V68H74ZM92 67V68H91ZM96 67V68H94ZM104 69V71H101V69ZM106 67V68H105ZM135 67V68H134ZM137 67V68H136ZM191 67V68H190ZM72 68V69H71ZM86 68V69H85ZM127 68L129 70H127ZM141 68V69H140ZM194 68V69H193ZM70 69V70H69ZM75 69V70H73ZM96 69V70H95ZM102 69V70H103ZM106 69V70H105ZM133 69V70H132ZM139 69V70H138ZM148 69V71H147ZM46 70V72H45ZM48 70V72H47ZM53 70V71H52ZM66 70L70 71L68 73L65 72ZM86 70V71H85ZM88 70V71H87ZM191 70V71H190ZM35 71V72H34ZM37 71V72H36ZM43 71L45 72V74L43 73ZM72 71H74L73 73L75 75H73ZM81 71V72H80ZM83 71V72H82ZM94 73V74H92ZM101 71V72H100ZM110 71V72H109ZM147 71V72H145ZM155 71V72H154ZM157 71V72H156ZM186 71V72H185ZM12 72V73H11ZM56 72V73H55ZM63 72V73H62ZM79 72H80V75H79ZM104 72V73H103ZM108 72V73H106ZM139 72V73H138ZM161 72V73H160ZM192 72V74H191ZM8 73V74H7ZM46 73H48L50 76H46ZM86 73V74H85ZM88 73V74H87ZM117 73V74H116ZM121 73V74H120ZM146 73V74H145ZM170 73V75H169ZM188 73V74H187ZM52 74V75H51ZM55 74V75H53ZM63 76H62V75ZM72 74V75H71ZM82 74V75H81ZM100 74V75H99ZM103 74V75H102ZM127 74V75H125ZM139 74L141 77H139ZM151 74V76H150ZM153 74V75H152ZM159 76H158V75ZM162 75V79H160L161 75ZM187 74V75H185ZM246 74V76H245ZM243 75V77H241L242 79L241 80H247V79H255V77H258L256 75H252V74H248V73H245ZM31 75V76H30ZM33 75V76H32ZM36 75V76H35ZM66 75H67V78H66ZM90 75V76H89ZM94 75V76H92ZM145 75V76H144ZM156 75V76H155ZM189 75V76H188ZM249 75V76H248ZM16 78H14V77ZM43 76L45 78H43ZM53 76V78H52ZM57 76V78H56ZM79 77V78H76V77ZM83 76V77H82ZM87 76V78L91 79L88 80L87 78L85 79V77ZM96 76H99L96 78ZM100 76L103 78L104 81H101L102 78H100ZM125 76V77H124ZM139 78H138V77ZM143 76V77H142ZM154 77V79L151 78L150 80V77ZM166 76H169V78H166ZM192 76V77H191ZM41 78H43L42 80H39ZM47 77V78H46ZM50 77V78H49ZM145 77V78H144ZM249 77V78H248ZM14 78V80H13ZM26 78V79H25ZM33 78V79H31ZM53 79V80H50V79ZM58 78H59V81H58ZM64 80H63V79ZM68 78H71L68 79ZM75 78V79H73ZM84 78V79H83ZM93 78V79H92ZM120 78V79H118ZM147 78V79H146ZM157 78V80H156ZM192 78V79H191ZM198 78V80H196ZM20 79V80H19ZM25 79V80H24ZM29 79V81H28ZM49 79V80H48ZM57 79V81H55ZM62 79V80H60ZM77 79H80L79 83ZM98 79V81H97ZM118 79V80H117ZM129 79V80H128ZM146 79V80H145ZM195 81H194V80ZM214 79V80H213ZM24 80V81H23ZM27 80V81H26ZM37 80L41 81V82H38ZM116 80V81H115ZM143 80V81H142ZM155 80V82H154ZM161 80H164V85L163 86V82ZM188 80V81H187ZM205 82H203V81ZM48 81V82H47ZM61 81V82H60ZM64 81V82H63ZM68 81V82H67ZM84 81L85 83V86L84 84H82ZM88 81V82H86ZM95 81V82H94ZM125 81V82H124ZM194 81V82H193ZM262 81H264V78H262ZM22 82V83H21ZM27 83V84H24V83ZM30 82V83H29ZM32 82V84H31ZM34 82V83H33ZM48 85H47V83ZM52 82V83H51ZM58 82V83H57ZM63 82V83H62ZM67 82V83H66ZM103 82V83H102ZM143 82V83H142ZM157 82V83H156ZM162 82V84H161ZM188 82V83H187ZM202 82V83H201ZM212 82V83H211ZM222 82V83H221ZM16 83L18 85H16ZM38 83V84H37ZM86 83H88V85H86ZM211 84V85H208V84ZM225 83V84H224ZM233 83V84H232ZM264 83V82H263ZM9 84H12L9 86ZM23 86H22V85ZM44 84V85H43ZM46 84V86H45ZM54 84V85H53ZM76 84V85H75ZM111 84V85H110ZM128 84V85H129ZM142 84V85H140ZM202 84V85H201ZM216 84V85H215ZM218 84V85H217ZM223 84V86H222ZM227 84V85H226ZM245 85L243 87V85ZM33 85V86H32ZM37 85V87H36ZM83 88L80 89V86ZM105 85V86H104ZM127 85V86H128ZM161 85V86H160ZM191 85V86H190ZM193 85V87H192ZM197 85V86H196ZM239 85V86H238ZM242 85V86H240ZM7 86V87H6ZM17 86V87H16ZM20 86V87H19ZM31 86L33 87V89L31 88ZM42 86V87H41ZM45 86V87H44ZM54 86V87H53ZM63 86V87H61ZM70 86V87H69ZM145 86V87H144ZM189 86V87H188ZM206 86V87H205ZM210 86V88H209ZM214 86V87H213ZM219 86V87H217ZM221 86V87H220ZM229 86V87H228ZM5 87V88H4ZM15 87V88H14ZM23 87V88H22ZM48 87V88H47ZM76 87V88H75ZM112 87V88H111ZM130 87V86H129ZM162 87V88H161ZM191 87V88H190ZM204 87V88H203ZM217 87V88H216ZM225 89L226 88L227 90L225 91L223 88ZM8 88V89H7ZM13 88V89H12ZM19 88V89H18ZM43 88V90H42ZM53 88V89H51ZM59 88V89H57ZM77 88H79L80 90H77ZM102 88V89H101ZM104 88V89H103ZM140 88H142L140 90ZM203 91H202V89ZM213 90H212V89ZM215 88H216V91L217 90H221L222 88V91H217V92H220V93H217L215 91ZM2 89V90H1ZM8 91H7V90ZM16 89V90H15ZM21 89V90H20ZM24 89V90H23ZM37 89V90H35ZM74 89V90H73ZM196 89V90H195ZM206 89V90H205ZM209 92H207L208 90ZM231 89V90H230ZM236 89V90H234ZM247 89V88H246ZM249 89V88H248ZM252 89V88H251ZM10 90V91H9ZM23 90V93L21 92ZM29 90V91H28ZM33 90V91H32ZM42 90V92L40 91ZM50 90V91H49ZM61 90V91H60ZM65 90V91H64ZM92 90V95H94L95 97H103V95H101L102 93H98L97 91H93ZM159 90V92H157ZM191 90V92H190ZM25 91V92H24ZM36 91V92H35ZM37 91L38 94H37ZM45 91V92H44ZM59 94H57L56 93ZM85 91V92H83ZM164 91V92H163ZM189 91V92H188ZM193 91V92H192ZM196 91V92H195ZM207 94H205V92ZM250 92H253V89L252 90H249ZM0 92V96L1 98H4L3 94H1ZM35 92V93H34ZM50 92V93H49ZM62 92V93H61ZM68 94H66V93ZM76 94H75V93ZM78 92V93H77ZM146 92V91H144ZM162 92V93H161ZM187 92V94H186ZM215 94H214V93ZM234 92V93H233ZM41 93V94H40ZM47 93V94H46ZM53 93V94H52ZM55 93V94H54ZM71 93H73L71 95ZM148 91L146 92V95H150ZM158 93H161L158 97ZM168 93V94H167ZM190 93V94H189ZM195 93V94H194ZM200 93V94H199ZM213 93V94H211ZM232 93V94H231ZM23 94V95H22ZM31 94V95H30ZM36 94L38 96H36ZM46 94V95H45ZM51 94V95H50ZM65 94V95H64ZM192 94V95H191ZM209 94V95H208ZM239 94V95H238ZM27 95V97H26ZM34 95V96H33ZM49 95V96H48ZM62 95V96H61ZM64 95V97H63ZM185 95V96H184ZM190 95V96H189ZM193 95H197V97L193 96ZM208 95V96H207ZM219 95V96H218ZM235 95V97L237 96V98L233 97ZM24 96V98H23ZM53 96V97H51ZM174 96V97H173ZM180 96V97H179ZM188 96V98H187ZM213 96V97H212ZM224 96V97H223ZM232 96V98H230ZM240 96V97H239ZM244 101L243 100V98ZM7 97V96H5ZM38 97V98H37ZM51 97V98H49ZM59 97V99L57 98ZM151 97V95H150ZM178 97V98H177ZM194 97V98H192ZM204 97V98H202ZM220 97V98H219ZM57 98V99H56ZM173 100H172V99ZM200 98V99H198ZM211 98H212V101H211ZM214 98V99H213ZM230 98V99H229ZM6 99V98H5ZM21 99V100H22ZM31 99V100H30ZM33 99V100H32ZM48 99V100H47ZM50 99V100H49ZM154 99V97H153ZM161 99V100H163ZM193 99V100H192ZM201 99H202V102H201ZM205 99V100H204ZM207 99V101H206ZM222 99V100H221ZM224 99L226 101H224ZM231 99H233V101L230 103ZM248 99V97H247ZM251 99V98H249ZM30 100V101H29ZM35 100V101H34ZM47 100V101H46ZM171 100V101H170ZM200 100V101H198ZM210 100V101H208ZM217 100H220V101H217ZM228 100V101H227ZM32 101V102H31ZM58 103H57V102ZM158 101V100H157ZM166 101V102H168ZM215 101V102H214ZM236 101V102H235ZM244 101V102H242ZM38 104H36V103ZM45 102V103H44ZM50 102V103H49ZM159 102V101H158ZM209 102V103H208ZM243 104H242V103ZM250 102V103H249ZM32 103V104H31ZM40 103V104H39ZM53 103V104H52ZM176 103V102H175ZM205 103V104H204ZM207 103V104H206ZM216 103V104H215ZM228 103V104H226ZM240 103V104H239ZM245 103V105H244ZM250 104L249 107L247 106V104ZM47 104V106H46ZM171 104V103H170ZM169 104V105H170ZM205 106V108L208 110V111H205V113L207 112V114L205 115L204 114V110H206L203 106ZM211 105L209 107V105ZM216 105V106H212V105ZM226 104V105H225ZM40 105V106H39ZM61 105V106H60ZM204 108L202 109V111L200 110L201 107ZM219 105V106H218ZM224 105V106H223ZM232 105V106H231ZM56 106V107H55ZM65 106V107H63ZM173 106V110L175 109L176 112L178 110L181 109V105L180 104H177L174 105L172 104ZM180 106V107H179ZM197 109H196V107ZM208 106V107H207ZM239 106V107H238ZM246 106V109L248 108L250 110V113L249 110H245L243 107ZM179 109H178V108ZM195 108V110L193 108ZM216 107V108H215ZM219 107V108H218ZM231 107V108H229ZM234 107V108H232ZM238 107V108H237ZM253 107H255L254 111H256V114H254L255 112L253 111ZM36 108V109H34ZM57 108V109H56ZM59 108V109H58ZM62 108V109H61ZM209 108H213L214 110H216V113L217 115H215L212 111H214L213 109H209ZM221 108V109H220ZM224 108V109H223ZM228 108V109H227ZM150 108L147 107L145 109V113L148 112ZM178 109V110H177ZM223 109V111L221 112V110ZM241 109V110H240ZM46 110V111H45ZM174 110V111H175ZM194 110V111H193ZM197 110V111H196ZM232 112H230V111ZM262 110V111H261ZM37 111V112H36ZM201 113H199V112ZM219 111V112H217ZM229 111V112H228ZM242 111V112H241ZM34 112V113H33ZM192 112V113H191ZM203 112V113H202ZM210 114H209V113ZM215 112V111H214ZM241 112V113H240ZM248 112V113H247ZM260 112V113H258ZM263 112V113H262ZM36 113V114H35ZM231 113V114H230ZM234 113V114H233ZM246 113V114H244ZM66 113H64L65 115ZM71 114V115H70ZM137 114H140V113H136L135 115ZM196 114V115H195ZM203 114V115H202ZM71 116L72 119L76 120V119H79V115H77L76 113H67L65 116ZM73 115V116H72ZM134 115V118H139L141 116L140 115H137L135 116ZM149 115V113H148ZM199 115V116H197ZM209 116L210 117H206L205 116ZM212 115V117H211ZM246 115V116H245ZM255 115V116H253ZM261 115V116H260ZM78 116V118H77ZM151 116V114L149 115ZM227 117L224 119V117ZM248 116V117H247ZM251 116V117H249ZM253 116V117H252ZM257 116V117H256ZM201 117V118H200ZM204 117V118H203ZM218 117V118H217ZM223 117V118H222ZM263 117V118H262ZM200 118V119H199ZM203 118V119H202ZM210 118V119H209ZM215 118V119H214ZM217 118V120H216ZM261 120H260V119ZM137 119H135L134 121H137ZM214 119V120H213ZM228 119V120H227ZM199 120H201V122H199ZM204 120V121H202ZM207 120H210V121H207ZM132 121V120H131ZM153 121V120H152ZM207 121V122H205ZM216 121V122H215ZM221 122V123H220ZM262 122V123H261ZM135 123V122H134ZM216 123V125H215ZM219 125H218V124ZM231 123V124H230ZM236 124V125H235ZM257 124V125H256ZM1 125V124H0ZM231 125V126H230ZM235 125V126H234ZM252 126V127H251ZM255 126V127H254ZM207 127V128H206ZM224 127V128H223ZM237 127V128H236ZM261 129H259V128ZM213 130H212V129ZM229 128V129H228ZM251 128V130H250ZM257 128V129H256ZM209 129V130H208ZM256 129V131H255ZM156 130V131H155ZM196 130V131H195ZM200 130V132L198 131ZM211 130V131H210ZM227 130V131H226ZM259 130V131H258ZM152 133H151V138L154 140L158 137V133L159 130L157 131V129H152ZM208 131V132H206ZM252 131V132H251ZM255 131V132H254ZM156 132V133H155ZM202 132V133H201ZM160 133V132H159ZM200 148V147H199ZM54 150V149H53ZM53 152V151H51ZM48 157V155L45 156V158L41 159L38 163V168L40 169V172L42 173V171L44 172L46 168V163L44 160H46ZM262 159V158H261ZM6 161V160H5ZM42 163V165H41ZM3 167V169H2ZM7 165H1L0 166V205H2V193H3V190L6 189L7 192H12L13 191V188H12V184H10V182L7 180H2L3 177H10L11 173L13 174V169L11 168V170H6ZM47 170V169H46ZM6 171L4 174L3 172ZM8 171L10 173H8ZM43 174V173H42ZM9 175V176H8ZM8 181V182H7ZM50 181H52L50 179ZM6 183H8L9 185H7ZM11 185V186H10ZM10 186V187H9ZM6 187V188H4ZM4 188V189H2ZM12 188V189H11ZM1 209V208H0ZM178 226L177 224H170L169 227H168V231H163L161 229H149L148 231H141V229L137 228L135 229H122L121 231H119L118 233L115 231L114 233V237L117 239L115 240L112 244V249L113 250H117V249H121L122 251H125L127 253H139V254H146L148 253L149 249L150 248H153L155 247V245H158V239H162L160 237H164L163 239H167V238H170V237H177V238H183L185 236H198V235H215L212 231L214 230H210V229H207V228H202V226H197V227H194L192 228L191 227V220L189 221H185L182 225H180V227H176ZM176 227V228H175ZM261 228V229H260ZM263 228V229H262ZM257 231H256V230ZM251 228V229H235L233 230V234H232V230L230 232H227V233H230L231 235H235V234H244V235H247L249 236V241H248V246L246 247V249L249 251L250 255L248 260H245L242 258H239L238 257L236 258L237 260V263H236V260L234 263L232 264H244V262H247V264H250L251 262L250 261H255L254 263H251V264H259V263H262L264 264V227H256V228ZM262 230L260 232V230ZM137 230V231H136ZM248 230V231H247ZM198 231V232H196ZM201 233H200V232ZM208 233H207V232ZM245 231V232H244ZM4 232V233H3ZM130 234H129V233ZM141 232V233H140ZM195 232V233H194ZM204 232V233H203ZM212 232V233H210ZM253 232V233H251ZM144 233V234H143ZM197 233V234H196ZM6 234V235H5ZM128 234V235H127ZM135 234V235H133ZM138 234V236H137ZM7 235H9V233L1 227V224H0V264H5L4 261H6V256L8 255V244H7ZM130 235V236H129ZM133 235V236H132ZM135 236V237H134ZM120 237V238H118ZM123 238V242L121 243H117L119 241H122V238ZM132 237V238H131ZM130 238H131V243H130ZM129 239V243L127 242ZM135 242H134V240ZM251 239V240H250ZM261 239V240H260ZM259 240V241H257ZM263 240V241H262ZM125 241V242H124ZM141 243H140V242ZM256 241V242H255ZM127 242V243H126ZM139 242V243H138ZM123 243V244H122ZM126 243V244H124ZM253 243V244H252ZM128 244V245H127ZM130 244H132L130 246ZM116 245H120V246H117L119 248H116ZM2 246V247H1ZM115 246V247H114ZM124 247V248H123ZM160 247H163L162 245H160ZM239 246L236 247V249L238 248ZM4 248V249H3ZM130 248V249H129ZM134 248V249H133ZM253 248H256L255 250ZM235 249L234 247V251L237 252V250ZM251 249V250H250ZM262 249V250H261ZM163 250V249H161ZM262 252H261V251ZM138 251V252H136ZM259 252L260 254H258L257 252ZM144 252V253H143ZM256 253V254H255ZM258 254V255H257ZM255 256V257H254ZM258 256V257H257ZM242 259V260H240ZM257 259V260H256ZM2 261V262H1ZM240 261V262H239ZM242 261V262H241ZM257 262V263H256ZM226 264V263H224Z\"/></svg>",
  "mask_w": 264,
  "mask_h": 264
}]
</instances>
